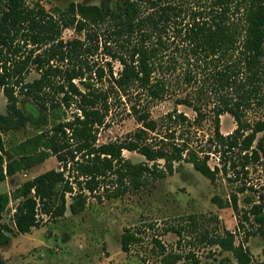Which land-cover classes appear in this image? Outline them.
I'll list each match as a JSON object with an SVG mask.
<instances>
[{
  "label": "trees",
  "instance_id": "trees-1",
  "mask_svg": "<svg viewBox=\"0 0 264 264\" xmlns=\"http://www.w3.org/2000/svg\"><path fill=\"white\" fill-rule=\"evenodd\" d=\"M65 29L80 36L65 39ZM32 69L39 76L27 81ZM105 78L107 83L100 85ZM174 82L191 88L175 103L190 107L195 116L174 108L152 117L150 102L170 95ZM0 92L7 99L6 113L0 114V183L50 155L62 162L59 169L0 193V218L10 199H18L16 233L62 217L68 208L78 214L91 196L101 200L138 190L187 162L212 183L224 176L235 186L221 206L232 207L253 224L245 240L260 234L264 241V192L258 191L256 199L257 190L247 182L252 168L264 167V136H258L264 132V117H248L264 108V0H128L118 11L74 1L47 10L40 3L0 0ZM19 94L43 109L44 123L52 116L54 121L24 141L15 157L3 133L32 120L19 106ZM124 97L140 126L124 139L100 142L99 130L113 102ZM72 104L70 117L56 113ZM209 112L214 131L202 143L198 133ZM224 113L236 124L227 134L220 130ZM124 150L145 159L134 162ZM212 156L218 158L213 166ZM241 193L245 209L239 204ZM12 231L0 225V245ZM203 238L231 254L208 264L253 260L244 241L236 242V231L205 232ZM139 241L134 230L125 228L121 248L128 252ZM181 258L169 254L163 260L175 264ZM190 259L180 264H202L194 253Z\"/></svg>",
  "mask_w": 264,
  "mask_h": 264
},
{
  "label": "rangeland",
  "instance_id": "rangeland-1",
  "mask_svg": "<svg viewBox=\"0 0 264 264\" xmlns=\"http://www.w3.org/2000/svg\"><path fill=\"white\" fill-rule=\"evenodd\" d=\"M71 1L94 3L104 10L118 11L124 9L128 0H25L28 5L40 3L47 10L65 8ZM76 35L79 34L73 29H65L63 32L65 39ZM98 57L99 62L104 63L105 60L100 59L101 55ZM120 68L121 65L116 62L115 70ZM38 76L32 69L26 80L31 81ZM107 81L105 78L99 84ZM173 85L170 95L150 102L152 117L160 118L177 108L193 118L195 112L190 107L175 103L177 97L185 95L191 88L178 82ZM6 103L5 95L0 92V114L6 113ZM130 105L129 101L126 103L125 97L113 102L106 125L99 130L100 142L124 139L140 126L130 113ZM19 106L32 120L3 133L6 147L13 149L15 157L21 152L20 145L24 141L33 137L40 129H50L54 121L52 116L48 118V123H44L43 109L29 96L19 94ZM74 110L75 105L72 104L56 113H60L62 117H70ZM208 115L198 133L199 142L202 143L214 131V118L211 112ZM248 117L250 120L264 117V108L249 112ZM220 124V130L224 134L230 133L236 126L229 113L220 116ZM258 136H264V132ZM123 154L134 162L145 159L137 151L124 150ZM217 162L218 158L212 156L210 164L213 166ZM61 164L58 155H50L43 162L8 176L0 183V193H11L24 180L51 168L59 169ZM247 182L254 185L257 192H252L258 199V193L264 192V167L252 168ZM234 189L235 186L224 176H219L212 183L196 171L192 164L184 162L179 171L154 180L138 190H129L122 196L103 197L101 200L91 196L82 212L73 214L68 208L64 216L55 220L44 219L28 233L15 232L13 209L16 208L18 199L11 198L0 218V225H7L14 231L9 232L10 239L0 245V260L6 264H166L163 259L167 255L181 254L183 258L175 262L180 264L192 261L188 260V256L194 253L202 264H208L215 258L231 254L210 246L207 239L203 238V233H223L225 229H229L236 231V242L244 241L252 253L253 260L250 264H264L262 236L252 234L245 240L247 230L254 229L253 224L242 213L237 214L232 207L221 206ZM243 197V193L239 194V204L245 209L247 205ZM125 228L134 230L141 238V241L131 245L128 252L121 248V235Z\"/></svg>",
  "mask_w": 264,
  "mask_h": 264
},
{
  "label": "built area",
  "instance_id": "built-area-1",
  "mask_svg": "<svg viewBox=\"0 0 264 264\" xmlns=\"http://www.w3.org/2000/svg\"><path fill=\"white\" fill-rule=\"evenodd\" d=\"M16 209V208H15ZM15 209H13L14 211H13V213L15 212Z\"/></svg>",
  "mask_w": 264,
  "mask_h": 264
},
{
  "label": "water",
  "instance_id": "water-1",
  "mask_svg": "<svg viewBox=\"0 0 264 264\" xmlns=\"http://www.w3.org/2000/svg\"><path fill=\"white\" fill-rule=\"evenodd\" d=\"M0 264H2V262L0 261Z\"/></svg>",
  "mask_w": 264,
  "mask_h": 264
}]
</instances>
